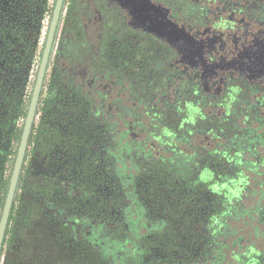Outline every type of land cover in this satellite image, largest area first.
I'll return each instance as SVG.
<instances>
[{"label":"trees","instance_id":"obj_1","mask_svg":"<svg viewBox=\"0 0 264 264\" xmlns=\"http://www.w3.org/2000/svg\"><path fill=\"white\" fill-rule=\"evenodd\" d=\"M104 51L101 58L90 48L88 57L70 64L65 73L67 82L76 70L82 80L77 86L66 82L75 90L64 106L67 121L62 128L51 129L62 141L55 166L62 167L61 173L34 184L22 174L21 205L27 207L28 218H36L26 239L31 253L11 252L4 264H83V259L86 264H112L111 254L123 247L127 237L128 223L120 205L123 190L130 202L128 234L139 224L152 233L141 244L150 264H264V111L242 104L240 92L226 99L207 98L187 81L178 82L170 75L153 77L147 68L162 52H146L139 58L147 69L145 75H127L130 87L133 82H150L152 95L147 92V100L140 103L134 98L124 101L123 87L105 85L109 69L104 56L110 57L113 50ZM112 55L125 61L121 48ZM156 76L161 78L156 81ZM91 79L99 84L86 91ZM111 92L116 96L117 122L109 125V107H94V101L101 104ZM148 101V110L155 114L151 120L144 110ZM93 112L96 124L92 125ZM237 125L239 131L233 128ZM110 126L115 128L119 156L131 151L142 162L125 157V182L118 177L120 172L110 177L102 173L112 161L103 154L113 150ZM32 133V142L43 156L49 145L42 140V130L33 128ZM91 135L97 139L94 156ZM141 168L150 171L151 178L139 184L132 174ZM104 185L109 189L104 191ZM45 200L54 204L48 214ZM73 213L82 217L77 227Z\"/></svg>","mask_w":264,"mask_h":264},{"label":"flooded vegetation","instance_id":"obj_2","mask_svg":"<svg viewBox=\"0 0 264 264\" xmlns=\"http://www.w3.org/2000/svg\"><path fill=\"white\" fill-rule=\"evenodd\" d=\"M56 2L0 0V219ZM90 48L101 58L106 48L112 49L111 53L121 48L125 63L131 60L132 65L125 75H145L149 69L150 75H170L178 82L187 81L207 98L226 99L240 92L242 104L264 111V0H64L33 126L36 131L42 130V140L49 147L41 156L31 133L26 153V159L32 155L45 160L47 179L56 177L62 168L51 170V160L61 155L62 147V141L51 129L63 127L67 121L64 106L75 95L74 87L66 85L65 73L70 71V64L79 62L82 56L88 57ZM146 52L164 54L157 55L156 63L153 61L145 70L139 58ZM81 75L76 70L67 83L79 85ZM96 80H88L85 90L96 89ZM92 116L93 125L95 112ZM91 139L94 156L96 136L91 135ZM103 154L112 161H107L102 173L110 177L120 172L118 177L125 182L123 153L119 156L113 149ZM14 156L8 177L7 168ZM93 161L96 165L97 159L93 157ZM107 189L104 185L103 190ZM122 197L120 205L128 235L132 222L126 212L130 202L125 190ZM45 202L48 214L54 204ZM76 215L73 213L75 227L82 223L81 215ZM92 235L94 232L89 233ZM121 249L126 251L124 245Z\"/></svg>","mask_w":264,"mask_h":264},{"label":"rangeland","instance_id":"obj_3","mask_svg":"<svg viewBox=\"0 0 264 264\" xmlns=\"http://www.w3.org/2000/svg\"><path fill=\"white\" fill-rule=\"evenodd\" d=\"M104 58L106 61L105 62L106 67L109 69L107 71L108 75H105V77L103 78L105 85H107L110 88H114V87L118 88L119 86L123 87L124 92L121 98H123L124 101H125V98L127 99V101L130 98H134L137 102L140 103L142 102V99L147 100L146 98H144V96L146 97L147 92L149 96L152 95L151 87H149L150 82H148V84H144V82L142 81H140L139 83L133 82L130 87V83H129L130 80L128 76L125 75L127 73L126 71L131 68V65L129 64V62L125 63V61L117 60L115 57L112 56V53L110 54V57L104 56ZM153 77H155V75ZM159 78H161V76H156V81ZM125 80L127 81L125 82ZM114 94H115L114 92L107 93L106 94L107 97L101 104L94 101V107H99V106L109 107V109L107 110V113H108L107 120H108L109 125L117 122V116H116V112L114 111V106H113L116 103L113 100V99L116 100V96ZM143 102H146V101H143ZM149 102L150 101L146 103L144 110L146 111V115L150 116V117H147V119L151 120L150 118L154 117L155 114L151 113L150 112L151 110H148ZM121 113L123 115L122 122L125 123V108L122 109ZM233 128L237 129V131L241 129L239 125L233 126ZM110 130L112 132L109 137V140L111 141V144L109 146L112 149H116L114 147L117 146L116 143L118 141L116 140L117 135L114 132L115 131L114 126H110ZM95 145H96L95 148L97 149V139H96ZM122 153L128 160H130V158L132 159L135 158L138 163L142 164L140 157L136 153L127 151L125 154V150ZM14 159H15V156L13 157L10 165L7 168L8 177L12 171ZM58 161L60 162V160L56 159L53 161V164H51V170L53 172L54 170L56 171L58 169V167L57 168L55 167L58 165ZM44 162L45 160L38 156L34 157L32 155H29L28 158L26 159L23 175H25L26 178L28 177L30 184H34L35 182L38 183V181H41L43 178L47 177L46 172L44 170L45 168ZM148 172L150 173V171H148L147 169L141 168L139 170L134 171L132 175H133V178H137V181L139 182V184H141V183H145L146 180H149L151 178V174H147ZM22 196H23V189L21 188L19 195H18L19 200L16 204L14 220L10 224L11 226L9 227L10 232L8 236L6 237V243L3 248L4 250H3L0 264L5 263L7 255L10 254L11 252L22 251L26 254L31 253V251L29 252V248L26 247L28 245V241L26 239L29 237V235L32 234L30 231L32 229V223L35 221L36 218L35 216L33 218H28L27 213H25V210L27 212V209H26L27 207L21 205L20 199L22 198ZM2 205L3 203L0 205V214L2 210ZM56 208L60 209L62 212L64 211L62 207L56 206ZM137 228H138L137 231H135L134 233L128 234L124 240V246H125L126 251L124 250L122 252L121 251L122 249H118L117 252H114L113 254H111L110 262L112 264H150L149 262L150 259L145 258L144 250L141 244L144 242L146 243V240L152 236V233L150 232V230H147L148 231L147 233V231L144 229L143 224H139ZM110 241H112V239H110ZM158 251L162 252L161 250H158ZM86 261L87 259H83L82 261L83 264H86ZM60 264H63V263H60ZM66 264H69V263H66ZM78 264H80V262Z\"/></svg>","mask_w":264,"mask_h":264},{"label":"water","instance_id":"obj_4","mask_svg":"<svg viewBox=\"0 0 264 264\" xmlns=\"http://www.w3.org/2000/svg\"><path fill=\"white\" fill-rule=\"evenodd\" d=\"M63 5H64V0H57L52 24L49 30L48 40H47L46 47H45L43 57L41 60L39 72H38L35 87L33 90L32 100H31V103L28 109V113H27V117L25 120L23 132L21 135V140H20L17 156H16L15 163H14L13 172H12L10 182H9L5 205H4L2 216L0 219V262H1V257H2V250L4 247V241H5L7 229L9 226L12 208L16 200L18 190H19L22 169L25 163L29 140H30V136L33 130L34 122H35L37 107L40 101L45 77L48 72L51 55L54 49L55 35L57 32V27L59 24Z\"/></svg>","mask_w":264,"mask_h":264}]
</instances>
